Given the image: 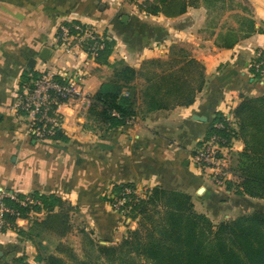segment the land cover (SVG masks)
Segmentation results:
<instances>
[{
  "label": "crops",
  "instance_id": "obj_1",
  "mask_svg": "<svg viewBox=\"0 0 264 264\" xmlns=\"http://www.w3.org/2000/svg\"><path fill=\"white\" fill-rule=\"evenodd\" d=\"M146 1L0 0V190L60 195L86 213L106 242L127 223L111 200L119 184L132 183L138 193L155 186L183 191L211 219L240 214L243 204L251 205L248 211L261 209L252 202L256 198L238 196L228 183L218 185L195 155L221 114L234 115L246 96H264V81L254 79L250 67L264 47V0H197L177 17L148 14ZM205 4H217V10ZM67 21L92 24L110 37L105 60L61 51L58 27ZM228 35L235 41L231 46L225 45ZM178 48L185 55L174 54ZM183 56L203 64L205 85L189 105L149 110L141 96L146 75ZM120 64L141 72L134 80L138 114L101 134L87 119L90 100ZM48 67L83 79L80 93L60 106L65 139L42 141L27 132L14 103L26 73ZM245 145L237 137L223 150L229 169ZM17 223L26 228L30 221ZM136 225L132 221L130 228ZM24 254L34 263L31 241L13 229L0 233V264Z\"/></svg>",
  "mask_w": 264,
  "mask_h": 264
},
{
  "label": "trees",
  "instance_id": "obj_2",
  "mask_svg": "<svg viewBox=\"0 0 264 264\" xmlns=\"http://www.w3.org/2000/svg\"><path fill=\"white\" fill-rule=\"evenodd\" d=\"M196 1L148 0L143 7L151 15L177 17ZM234 42L231 35L225 39L226 46ZM112 44L111 40L105 41V47L96 57L98 61L105 60ZM177 53L185 55L182 48L174 54ZM30 72L26 73L24 83L30 80ZM139 74L136 68L120 64L91 98L87 119L98 133L108 134L137 116L138 89L134 80ZM254 79L260 80L259 74H255ZM146 81L141 92L143 102L149 110H157L191 104L206 79L203 64L183 56L166 63L161 72H149ZM233 116V125H226L221 114L217 121H223L226 126L221 129L213 126L208 136L221 134L228 146L234 138L244 139L245 148L236 154L230 168L239 181H229L227 185L235 192L264 199V96L244 97ZM57 139H65L62 130L54 135L53 140ZM126 187L134 188V185H117L115 197ZM31 195L39 203L23 206L14 199H4L16 212L6 214L9 228L22 240L31 241L36 249L34 263L24 254L11 264H102L104 259L111 264H264V212L255 211L216 224L207 214L196 210L191 195L162 186L151 188L143 196H130L131 209L127 215L139 218L138 228L130 230L119 244L91 240L92 259L73 257L71 261L69 257L67 260L47 253L42 235L47 232L65 237L72 230L71 212L75 207L69 203L65 206L63 198L55 193ZM17 196L23 198L24 194L17 193ZM41 212L44 213L42 218L36 215ZM20 218L30 221L28 228L18 225Z\"/></svg>",
  "mask_w": 264,
  "mask_h": 264
},
{
  "label": "built area",
  "instance_id": "obj_3",
  "mask_svg": "<svg viewBox=\"0 0 264 264\" xmlns=\"http://www.w3.org/2000/svg\"><path fill=\"white\" fill-rule=\"evenodd\" d=\"M58 47L65 54L74 58L81 55L96 58L99 50L105 47V41L110 37L94 28L92 24L67 21L58 27ZM250 67L255 74H259L264 81V47L258 50ZM30 80L20 88L14 110L17 114L25 116L27 132L42 141L53 140L54 135L63 130L64 119L60 111L63 102L76 97L80 93L81 74L68 75L56 70L54 67L39 69L29 74ZM226 125H233L234 116L228 111L223 114ZM223 121H217L214 127L224 128ZM227 139L221 134L212 133L198 149L196 160L211 170L213 178L218 185H223L228 177L227 158L224 149L229 147ZM137 193V194H136ZM140 196L135 188L126 187L113 202V206L121 213L127 212L130 196ZM5 198L18 201L23 206L39 203L30 193H25L19 198L17 193L5 189L0 190V233L10 229L6 220L7 213H16L4 202Z\"/></svg>",
  "mask_w": 264,
  "mask_h": 264
},
{
  "label": "rangeland",
  "instance_id": "obj_4",
  "mask_svg": "<svg viewBox=\"0 0 264 264\" xmlns=\"http://www.w3.org/2000/svg\"><path fill=\"white\" fill-rule=\"evenodd\" d=\"M207 5L209 8V11H215L217 10V4H205ZM213 7V9H212ZM95 28V26H94ZM226 158H227V168L229 170V175H233L235 176L234 172L232 170L229 169V159L228 156L226 154ZM228 177L225 179L224 181V185L227 184L230 180H234L237 178L235 177L234 179H231L230 177ZM239 181V179L237 178L235 183H237ZM168 189V188H167ZM138 192V191H137ZM137 194V193H136ZM146 192L143 193H139L140 196L145 195ZM235 194H237L238 196H247V197H251L247 194L244 193H239L238 191L235 192ZM116 198V197H115ZM249 201H251V199H249ZM255 204V207L260 206V210L256 209L253 211H248L247 207H250L251 205L248 204H243L241 205L242 208L240 209V214H232V213H227L228 217H224V215L221 216V218H212L214 223L218 224L224 220H230V219H235L238 216H246V215H250L253 214L255 211H262L264 212V199L261 198H256L252 201ZM65 206H68L69 204L66 202V204H64ZM129 209H127V212L122 213L124 216L125 221H127V223H122L120 225V227H118L116 229V232L114 233V240L112 241H104L101 239L99 232H96L93 228V224L91 223L90 219L87 217L86 213L78 210V209H73L71 212V216H72V230L65 236V237H58L55 234L52 233H47L44 232L42 237L43 239H45L44 244H47V253H51L54 255H59L61 257L66 258L67 260L71 259L75 257L77 260H90L92 259L93 255V250L91 251L90 249V241H96V242H101L102 244H119L124 238H126L129 234L130 230H135L138 228V219H132V217H129L127 215V213L130 211L131 206L127 205ZM203 207L198 205V209H196L198 212H202L201 209ZM204 213V212H203ZM242 213V214H241ZM207 214V213H205ZM231 214V215H230ZM209 216V215H208ZM210 217V216H209ZM211 218V217H210ZM135 221L137 223L135 228H130L131 226V222ZM30 225V223H29ZM29 225H27L26 228L29 227ZM69 259V260H70ZM92 261V260H91ZM102 264H111L109 263L108 260L104 259V261L102 262Z\"/></svg>",
  "mask_w": 264,
  "mask_h": 264
},
{
  "label": "water",
  "instance_id": "obj_5",
  "mask_svg": "<svg viewBox=\"0 0 264 264\" xmlns=\"http://www.w3.org/2000/svg\"><path fill=\"white\" fill-rule=\"evenodd\" d=\"M49 55H50V49L45 48L44 51H43L42 56L47 59L49 57Z\"/></svg>",
  "mask_w": 264,
  "mask_h": 264
}]
</instances>
